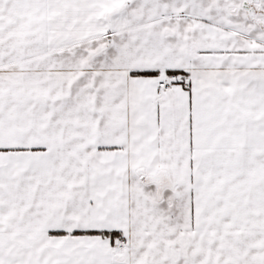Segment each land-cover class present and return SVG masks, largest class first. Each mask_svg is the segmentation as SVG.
Instances as JSON below:
<instances>
[{
	"label": "snow or ice",
	"instance_id": "6c2138e0",
	"mask_svg": "<svg viewBox=\"0 0 264 264\" xmlns=\"http://www.w3.org/2000/svg\"><path fill=\"white\" fill-rule=\"evenodd\" d=\"M0 264H264V0H0Z\"/></svg>",
	"mask_w": 264,
	"mask_h": 264
}]
</instances>
